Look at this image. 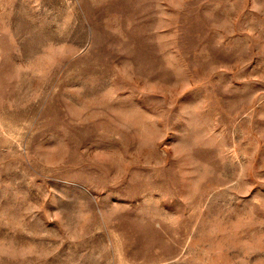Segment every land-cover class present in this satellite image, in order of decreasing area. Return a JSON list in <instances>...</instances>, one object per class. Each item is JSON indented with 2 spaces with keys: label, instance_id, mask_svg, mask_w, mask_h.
<instances>
[{
  "label": "rangeland",
  "instance_id": "374dc122",
  "mask_svg": "<svg viewBox=\"0 0 264 264\" xmlns=\"http://www.w3.org/2000/svg\"><path fill=\"white\" fill-rule=\"evenodd\" d=\"M0 264H264V0H0Z\"/></svg>",
  "mask_w": 264,
  "mask_h": 264
}]
</instances>
